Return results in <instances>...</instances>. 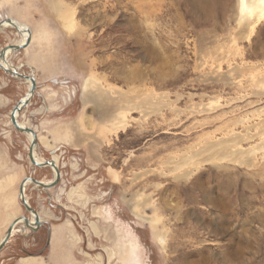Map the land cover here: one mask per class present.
<instances>
[{
	"label": "rangeland",
	"instance_id": "1",
	"mask_svg": "<svg viewBox=\"0 0 264 264\" xmlns=\"http://www.w3.org/2000/svg\"><path fill=\"white\" fill-rule=\"evenodd\" d=\"M240 11L237 0H0V20L32 32L9 55L38 81L18 118L61 173L49 189L26 185L43 223L20 222L0 264H264V20L251 29ZM15 39L3 28L0 48ZM27 89L0 68V238L31 215L20 181L54 172L30 163L9 122Z\"/></svg>",
	"mask_w": 264,
	"mask_h": 264
},
{
	"label": "bare ground",
	"instance_id": "2",
	"mask_svg": "<svg viewBox=\"0 0 264 264\" xmlns=\"http://www.w3.org/2000/svg\"><path fill=\"white\" fill-rule=\"evenodd\" d=\"M238 1V5L240 6V12H242V11H244V13H241V16L240 17H245V22H250L249 23V26L248 27H250L251 29L260 21V20H264V0H259V2H258V0H237ZM260 1H261V5H262V7L259 5L260 4ZM263 3V4H262ZM4 16V15H3ZM251 19V20H250ZM1 21H2V26H1V28H0V31H2V29L3 28H14L15 29V33L17 34V36H18V39H15L14 40V42H12V44H17V45H23L25 42H26V40H27V38H31V29H30V27H28L27 25H25V24H23V23H20L16 18H13V17H10V16H4V17H2L1 18ZM244 20H241L240 22H242V23H244L243 22ZM10 45V44H9ZM26 47V46H25ZM24 48V47H23ZM12 52H15V51H12L11 49H7L6 51H5V59H2V58H0V63L4 66V67H10V68H14V69H16V67H15V65L10 61V59H9V55L12 53ZM17 70V69H16ZM23 80L24 81H26V83H27V87H28V89H27V91H26V93H25V95L24 96H22L20 99H25L26 97H28L29 96V87H30V85H31V81L29 80V79H25V78H23ZM89 85V81L88 82H86L85 84H84V86H83V91H85L86 90V88H87V86ZM86 94V93H85ZM86 96H88V95H86ZM83 97H84V95H83ZM87 100V99H86ZM88 101V100H87ZM15 105V104H14ZM28 107V106H27ZM109 107V106H108ZM107 108V107H106ZM110 108H112V107H109V109L108 110H106V111H104L103 113H101L102 114V116L105 114L106 116H105V119H108L109 117H110ZM22 113V112H21ZM20 113V114H21ZM19 114V115H20ZM18 115V116H19ZM10 119V118H9ZM17 120H18V123L21 125V126H30V125H27L26 124V122H24V121H21L18 117H17ZM9 122H10V120H9ZM11 123V122H10ZM30 127H32L33 129H36V131H37V126H30ZM23 133V132H22ZM25 134H26V136H27V138H28V141H31L32 140V134L31 133H28V132H24ZM37 137H38V135H37ZM39 138H38V142H39ZM215 145H213V144H211V145H205V146H201L202 148H198V149H194V150H190V154H184V156H182L183 157V160H180L179 162H177L176 163V169L178 168V167H181V166H185V165H187V164H190L189 162V160H188V158L189 159H192V157H195V156H198V155H200L201 153H209L210 151H212L213 150V147H214ZM29 148V147H28ZM35 148V147H34ZM34 148H33V156H34V159L36 160V161H38V162H44V161H47V160H52V161H54L55 162V164L58 166V158H57V155H55V154H53L49 159H44L43 157H41V156H39L36 152H35V150H34ZM52 152H54V150H51V153ZM188 155V157L186 158V156ZM201 156V155H200ZM205 160H208V158L206 157V156H204L202 159H199V160H197V162H195V163H200V162H204ZM30 161V160H29ZM31 163V162H30ZM32 164V163H31ZM185 164V165H184ZM33 165V164H32ZM193 165H195V164H193ZM192 165V166H193ZM33 166H35V165H33ZM37 167V166H36ZM49 167H51V169L54 171H52L53 172V176H52V178H49V179H46V180H41L40 179V181L42 182V183H44L45 185H50L51 183H52V181L54 180V178H55V175H56V173H55V170H54V168L52 167V166H49ZM59 167V166H58ZM191 167V166H190ZM193 168H194V166H193ZM192 172V169L190 168L188 171H187V175H189L190 173ZM115 175H113V177H114ZM112 177V178H113ZM28 178V176H26V177H24L23 179H26V181H25V184H24V190H25V187H26V185L29 183V182H32V181H30V180H28L27 179ZM22 179V180H23ZM21 180V181H22ZM21 181H20V183H21ZM20 183H19V185H20ZM33 183V182H32ZM34 185H36L35 183H34ZM36 186H39V185H36ZM53 187V186H52ZM42 188V187H41ZM49 188H51V187H46V188H43V189H49ZM18 195H17V197H18V199H20V194H19V186H18ZM23 196H24V198H25V200L28 202V204H29V200H28V197H27V195H26V193L25 192H23ZM31 215L28 217V221H29V224L28 225H25V226H27V227H29L30 229H31V227L33 226V223H34V214L33 213H30ZM37 215H38V217L40 218V220H43V215L41 214V213H39V212H37ZM20 217L21 216H14L13 218H12V220L10 221V223L8 224V227L10 226V224L13 222V221H15L16 219H19L17 222H16V224H14L13 226H12V229H11V235H10V237H9V239L13 236V234L15 233V231H17L18 229H17V225L20 223V222H23V220L22 219H20ZM24 223V222H23ZM20 225V224H19ZM8 227L6 228V231H7V229H8ZM20 228V227H19ZM5 234H6V232H5ZM5 234L0 238V242L3 240V238H4V236H5ZM9 239H8V241H9ZM160 240L162 241L163 239L162 238H160ZM7 241V242H8ZM5 246V245H4ZM3 246V247H4ZM24 259V262H27L26 261V259H28V258H23Z\"/></svg>",
	"mask_w": 264,
	"mask_h": 264
},
{
	"label": "water",
	"instance_id": "3",
	"mask_svg": "<svg viewBox=\"0 0 264 264\" xmlns=\"http://www.w3.org/2000/svg\"><path fill=\"white\" fill-rule=\"evenodd\" d=\"M1 26H2V21L0 20V28H1ZM29 43H30V38H27L26 42L23 45H17V44H12V43H10V45L6 44L4 47L0 48V58L5 59V51L8 48L11 49L12 51H18L21 48L27 46ZM0 68L3 69L5 72L9 73L10 75H13L14 77L25 78V79H29L31 81V85H30L29 91H28L29 96L26 97L25 99H18L16 101L15 105H13L12 109L9 112V118H10L11 124L15 127L16 130H18L20 132H28V133L32 134V140L29 143V149H28V154H27L30 162L33 165L38 166V167L52 166L55 170V173H56L55 178L50 185H45L40 180H38L36 177H33L31 175H29L27 179L32 181L36 185H39L42 188L55 186L60 181V177H61L59 167L52 160H47L44 162H38L34 159L33 148L38 146V137H37L36 129H33L30 126H21L17 120V117L22 112V110H24L31 103V98L35 94L36 88H37L36 79L32 74L23 73L19 70H16V69H13L10 67H4L1 63H0ZM25 181H26V179H23L19 185L20 200H21L22 204L24 205L25 209L29 213L34 214V223H33V226L31 227V229L37 230L42 225L43 221L40 220V218L38 217L37 210L34 209L30 204H28V202L25 200V198L23 196ZM20 219L23 220L25 225L29 224L28 216L23 215L20 217ZM18 220L19 219H16L15 221H13L10 224V226L8 227L3 240L0 242V250L7 243L8 239L11 235L12 226L14 224H16V222ZM49 237H48V239H49Z\"/></svg>",
	"mask_w": 264,
	"mask_h": 264
},
{
	"label": "crops",
	"instance_id": "4",
	"mask_svg": "<svg viewBox=\"0 0 264 264\" xmlns=\"http://www.w3.org/2000/svg\"><path fill=\"white\" fill-rule=\"evenodd\" d=\"M36 82H38V81L36 80Z\"/></svg>",
	"mask_w": 264,
	"mask_h": 264
}]
</instances>
